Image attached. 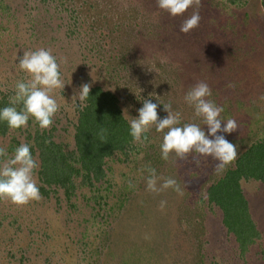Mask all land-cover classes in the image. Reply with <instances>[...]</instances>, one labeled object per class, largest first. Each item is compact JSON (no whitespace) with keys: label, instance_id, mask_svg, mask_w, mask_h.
I'll use <instances>...</instances> for the list:
<instances>
[{"label":"rangeland","instance_id":"rangeland-1","mask_svg":"<svg viewBox=\"0 0 264 264\" xmlns=\"http://www.w3.org/2000/svg\"><path fill=\"white\" fill-rule=\"evenodd\" d=\"M195 10L172 17L157 0H0V102L9 104L16 82L30 79L17 66L25 51L51 50L65 84L53 93L59 111L50 128L30 119L26 128L0 134L9 155L21 143L31 146L42 197L23 206L0 200V264H264V180L242 175L219 196L209 192L264 140V7L261 0H200L198 27L182 33ZM200 82L224 109L220 116L238 124L226 135L237 159L224 170L211 157L162 159L163 132L153 128L144 143L132 138L104 157L97 173L73 175L71 187L43 183L37 135L50 137L80 168L75 135L85 103L75 95L81 85L115 98L128 125L150 98L161 104L158 116L171 103L180 126L207 131L184 100ZM148 168L159 183L174 178L183 195L149 192ZM225 208L249 216L248 243L226 226Z\"/></svg>","mask_w":264,"mask_h":264},{"label":"clouds","instance_id":"clouds-1","mask_svg":"<svg viewBox=\"0 0 264 264\" xmlns=\"http://www.w3.org/2000/svg\"><path fill=\"white\" fill-rule=\"evenodd\" d=\"M157 6L172 17L182 16L187 9L195 7L196 10L184 20L180 31L189 33L199 25L200 0H157ZM17 66L30 79L27 82H16L15 94L9 98V106L0 108V122L6 123L12 130H20L26 128L28 121L32 119L42 130H47L59 111L53 93L65 87L57 59L51 50L39 48L25 51ZM89 93L90 85L87 83L81 85L76 93L75 96L82 106ZM211 96L212 91L205 82L196 84L184 96L185 102L194 109L195 116L201 118L203 125L207 126V131L196 123L180 126V113L172 111L171 103L163 105V111L167 115L160 117L157 109L161 104L158 101L153 103L150 98L143 99L138 116H130L129 120L133 141L144 143L147 134L154 128L156 132H163L160 145L162 159L168 160L170 154L180 158L188 155L194 158L211 157L218 162V170H224L237 159V146L226 135L236 132L238 124L235 119L225 120L220 116L224 109L210 99ZM16 105L22 107L18 109ZM38 168L39 162L33 156L28 143L19 144L11 155L5 147L0 146V200H8L17 206L40 200L42 197L36 178ZM147 172L149 175L146 184L149 192L159 193L172 189L178 195H183L174 178L163 179L159 183L162 178L157 176L154 168H148ZM129 187H134L131 182ZM165 204L166 201H161L160 207L164 208Z\"/></svg>","mask_w":264,"mask_h":264},{"label":"trees","instance_id":"trees-1","mask_svg":"<svg viewBox=\"0 0 264 264\" xmlns=\"http://www.w3.org/2000/svg\"><path fill=\"white\" fill-rule=\"evenodd\" d=\"M261 2L264 7V0ZM6 103L1 101L0 108L9 106ZM8 128L6 123L0 122V134H4ZM131 139L130 127L116 106L115 98L99 88L90 89L85 106L79 111L78 126L76 127V152L80 168L76 169L67 162V155H64L59 145L50 141V137L37 135L35 145L41 161L42 181L48 185L57 184L61 187L67 185L71 187L73 175H79L80 170L97 173L100 171L102 159L115 150H122ZM236 165L235 170L229 171L224 180L209 189L211 196L216 194L219 196V189L237 186L235 181L242 175L264 180V140L252 145L242 154ZM227 191L229 192V190ZM236 195L240 196L238 190L235 191L234 197ZM217 199L218 202H222L221 198ZM226 204L228 205V203ZM225 216L228 218L225 221L226 226L235 233L241 245L248 243V239L250 240V236L254 233L249 216L245 215L241 218L236 213L232 215L230 211L228 213L227 208H225Z\"/></svg>","mask_w":264,"mask_h":264}]
</instances>
